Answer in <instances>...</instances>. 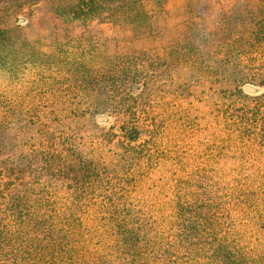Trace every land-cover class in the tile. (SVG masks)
Instances as JSON below:
<instances>
[{
	"label": "trees",
	"instance_id": "obj_1",
	"mask_svg": "<svg viewBox=\"0 0 264 264\" xmlns=\"http://www.w3.org/2000/svg\"><path fill=\"white\" fill-rule=\"evenodd\" d=\"M34 1L49 3L69 24L97 21L136 39L168 34L169 44L113 60L88 38L71 49L56 46L50 54L30 44L0 51V73L11 88L28 72L40 81L21 96L16 89L0 93V159L6 158L0 162V264H264V94L248 97L241 91L245 85L264 89V0L243 1L212 32L187 22L181 33L159 27L170 0ZM104 63L112 67H100ZM54 75L68 79V90L73 86L64 93L81 85L85 105L95 100L107 110L116 109L111 102L121 85L145 77L177 78L185 99L220 96L224 117L210 118L224 134L209 145L213 153L203 161L208 171L197 161L189 178L164 176L160 183L138 167L148 152L133 162L138 170L120 166L124 159L98 160L100 149L113 152L109 147L92 146L88 161L69 149L54 156L49 141L30 135L46 127L44 118L52 117L62 134L50 141L94 126L72 127L77 122L70 119L82 117L79 108H56V114L49 108L55 102L48 95L65 84ZM37 146L41 165L19 170L17 164L27 159L22 155ZM60 181L64 190L56 187Z\"/></svg>",
	"mask_w": 264,
	"mask_h": 264
},
{
	"label": "rangeland",
	"instance_id": "obj_2",
	"mask_svg": "<svg viewBox=\"0 0 264 264\" xmlns=\"http://www.w3.org/2000/svg\"><path fill=\"white\" fill-rule=\"evenodd\" d=\"M243 1L247 0H170L159 27L165 30L176 29L181 33L183 26L188 22L197 29L212 32L221 20L237 14ZM189 6L192 13H186ZM0 32L2 33L0 51L5 47L18 49L22 44H30L38 51L50 54L56 46L71 49L75 41L88 38L91 43L99 46L98 52L101 56L112 60L116 55L123 56L131 52H157L169 44L168 34L156 38L136 39L128 30H112L97 21L89 22L85 26L78 22L69 24L50 10L49 3L34 0H0ZM107 65L112 67L108 63L101 64L100 67ZM64 74L66 75L63 77H70V74ZM54 77L59 83L65 81V84L59 86L60 91L48 95L55 102L52 106L49 104V108L54 107L55 114L56 108H79L82 117L70 119L77 122L72 127L80 128L94 124L92 127L75 132L72 135L76 137L75 139L65 137L50 141L62 134H59L60 129L56 128L57 124L52 121V117L44 118L46 127L42 126L33 134L30 131V135L34 141L38 135L43 140L49 141L54 156H63L69 149L79 159L88 161L93 160V156L90 155L92 146L109 147L113 152L100 149L98 160L115 162L124 159L126 162L120 166L138 170L133 166V162L138 155L144 156L142 153L144 151L148 152V155L140 159L138 167L143 172L154 174L162 183L164 176L166 180L168 177L177 180L194 175L198 166L196 162L203 164L206 157L213 153L209 149L213 137L224 134V131L215 127L214 120L210 118V115L212 118L218 116V121H222L221 118L224 117L220 96L204 94L185 99L187 94H184V97L179 95L177 86L180 82L177 78L149 80L145 77L143 81L132 86L125 83L117 89L116 97L111 102V106L116 109L107 110L101 105L102 103L96 107L95 100H90V103L85 105L86 101L81 100L80 97L83 90L81 85L74 86L76 90H72L74 92L71 94L64 93V87L69 86V83H66L68 79L60 75ZM39 82L35 73L28 72L19 85L11 88L5 76L0 73V93L16 89V95L21 96L26 91L37 88ZM65 88L68 90V87ZM72 88L73 86L68 91ZM198 90L189 89V93L194 94ZM241 91L248 97L264 94V89L250 85L243 86ZM29 98L38 101L42 96L32 94ZM97 99L102 100V97L98 96ZM80 100L82 105H78ZM57 101L59 103H56ZM98 110L101 113L96 114ZM101 110H106L105 114ZM116 112L136 115L121 118ZM60 116L65 117L62 114ZM65 118L62 121L64 124L67 122V117ZM20 135H24L23 129ZM40 149L42 148L37 146L31 151H26L22 156H27V159L16 167L22 171H29L40 166ZM161 151H163L161 154H166V159L159 154ZM5 159H0V162ZM165 160L173 161L168 163ZM220 167L219 165L215 168L219 170ZM202 168L208 171L207 164L201 165L200 169ZM61 184L62 181L56 187L64 190ZM140 188H144L145 195L149 194L145 186ZM138 191L136 189V192Z\"/></svg>",
	"mask_w": 264,
	"mask_h": 264
}]
</instances>
